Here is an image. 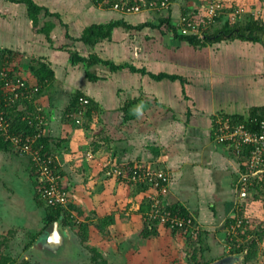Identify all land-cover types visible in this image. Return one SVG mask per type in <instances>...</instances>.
I'll return each mask as SVG.
<instances>
[{
	"label": "crops",
	"instance_id": "1",
	"mask_svg": "<svg viewBox=\"0 0 264 264\" xmlns=\"http://www.w3.org/2000/svg\"><path fill=\"white\" fill-rule=\"evenodd\" d=\"M33 1L42 8L37 26L25 0H0V50L18 55L17 72L33 85L39 82L30 65L35 71H52L46 72L36 106L47 118L43 132L52 140L62 182L86 201L81 212L114 219L102 224L101 230L99 222L89 224L91 246L110 264H177L183 235L147 220L157 192L108 175L109 162L122 168L143 163L170 175L169 193L160 196L165 208H184L206 241L224 248L210 257L235 254L233 250L250 237L248 201L254 193L240 197L242 159L216 141L215 117L221 113L235 121H248L255 110L262 112L264 45L235 37H212L206 44L195 45L178 37L179 29L160 27L164 17H170L177 28L184 16L201 23L207 0H170L167 8L143 6L131 13L116 9L113 0ZM242 4L244 19L248 8ZM114 20L125 24L114 28L111 38L95 46L81 40L90 25ZM74 52L82 57L97 54L122 67L111 70L95 64L90 71L97 79L91 80L84 63H71ZM160 74L166 77L157 78ZM77 95L91 99L92 110L83 125L70 116ZM31 171L29 156L0 149L3 228L31 229L43 212L36 201ZM237 217L244 220V227L235 238L229 227ZM44 219L32 229L41 230ZM150 224L157 232L145 236Z\"/></svg>",
	"mask_w": 264,
	"mask_h": 264
},
{
	"label": "built area",
	"instance_id": "2",
	"mask_svg": "<svg viewBox=\"0 0 264 264\" xmlns=\"http://www.w3.org/2000/svg\"><path fill=\"white\" fill-rule=\"evenodd\" d=\"M143 5L131 4L129 0L122 3H116L114 7L125 13L139 12L143 6L151 9L159 7H169L170 0H142ZM246 13L244 6L237 4L235 0H207L206 15L204 20L199 23L188 16L182 18L179 24V30L183 35L193 34L202 38L205 31L215 25L219 18L225 15L231 22L241 21ZM5 76V74H3ZM6 77V76H5ZM26 86L23 79H17L16 82L6 79L3 87L8 92L4 102L6 105L21 100L22 87ZM38 91V87L34 92ZM27 94V93H25ZM24 94V95H25ZM34 95L26 96L30 101ZM90 104L87 96L83 95L78 98L77 105L70 113L75 118V122L82 124L86 115V107ZM2 99H0V127L8 131L9 120L5 118V111L2 109ZM37 115L38 125L42 130L47 125V118L38 109ZM254 129L250 128L247 123L235 121L232 117L217 114L215 117V139L218 143L231 147L237 156L244 159L242 165L245 169L240 174L239 194L245 199L250 192V188L256 180L260 179L264 182V119L255 117L253 120ZM41 134V133H40ZM21 134L11 135V141L15 145L18 152L22 155L30 157L33 166L36 168L37 174L41 179V187L39 188L45 203L53 207L68 208L70 195L62 182V176L59 170L52 165V156L42 153V150L35 148V138ZM108 175L116 176L121 179L129 180L137 185H145L157 192L152 197L151 207L147 214V220L151 223H159L175 230H185L191 233H200L195 218L183 214L180 211L165 208V204L161 202L160 196L169 193L170 175L165 169L155 168L148 164H135L130 172L126 168L118 167L114 163L109 162ZM244 220L237 217L236 221L229 227L230 233L236 234L242 231ZM198 230V231H197Z\"/></svg>",
	"mask_w": 264,
	"mask_h": 264
},
{
	"label": "trees",
	"instance_id": "3",
	"mask_svg": "<svg viewBox=\"0 0 264 264\" xmlns=\"http://www.w3.org/2000/svg\"><path fill=\"white\" fill-rule=\"evenodd\" d=\"M6 1L20 2L22 0H6ZM124 1L125 0H113V2H116V3H122ZM147 1H151V0H147ZM235 1L237 2V4L244 6L242 3H240L239 0H235ZM25 2L28 6L29 17L33 21V25L37 26L39 24V15L42 11V8L40 6H38L33 0H25ZM129 2L131 4H137V3L142 4V0H130ZM225 17L226 16L223 15L219 18V20L221 18H222L221 20L226 19L225 25H223L220 28H216V29L213 28V31L209 30L210 28L207 29L204 33L205 34L204 38H199L198 36L193 35V34L183 35L182 33L181 34L178 32H175V33L177 34L178 37H180L182 39H186L195 45L206 44L207 42H210L212 37H216L215 40H220L223 38H234L235 37V38H241L243 40H250L253 42H259V43H262L264 45V23L259 22L257 19H255V17H254V19L251 18L247 24L246 23L240 24L238 22L232 23L227 17L226 18ZM191 19H193V18H191ZM122 24L123 25L125 24V22L123 20H114V21H111V22L106 23V24H104V23L92 24L84 30L83 35L81 37V40H83L88 45L95 46L98 42H100L104 39H107V38H111L114 28H116ZM162 25L166 26L167 28H172V29L177 30V31L179 29V27L177 28V26L175 27L172 25L170 17H164L160 23L161 28H162ZM210 31H212V32H210ZM19 60L20 59L18 58V55L14 51L8 50V49L0 50V99H2V104H3L2 109L5 111V118L7 120H9V126H8L7 132H5V130H3L0 127V149L5 150V151L16 149L15 145L12 143V141L10 139L11 135L21 134V133H23L24 136L30 135L32 137L34 135L35 136L39 135L37 138H35V148L37 147L40 150H42V153H45L49 156H52V165L57 168V164H56L55 158L53 156L54 153H53V149H52V140L44 135L42 128H40L38 125V119H37V115L39 114V111H38L37 106H36V102H37L36 96L38 93L41 92V88L44 84L45 78L48 77V74L46 73L48 69L45 68L46 72H43V70H41V69H38L37 71H35V67L30 65V69L32 70L34 75H35V72H37L36 74L38 76V82H39V85H33L27 78L21 76V74L19 72H17L18 67L16 66V61H19ZM79 62L84 63V65L86 67V75L91 80L97 79L94 76V74L90 71V67L95 65V64H103L105 66H108L111 70H117V69H120L122 67V66L114 64L110 60L103 59L102 57L98 56L97 54H90L89 57H82L78 52L72 53L71 54V63L78 64ZM48 71L50 72V74L52 73V71L50 69ZM3 74H5L6 77L3 76ZM161 77H166V75L160 74L157 76V78H161ZM7 78H8V80L14 81V82H16L17 79H23V81H25V83H26V86L22 87V89H21V92H22L21 94H22L23 98L21 100L15 101V103H12L9 105H6V103L4 102V100H5L4 97H6L5 95H8V92L5 91V89L3 87ZM36 87H38V91L34 92V89ZM25 93H27V94H25ZM28 95H34L31 99V101L26 97ZM81 96H83V95H81ZM79 97H80V95H77L75 97L74 106L77 105ZM89 100H90V104L86 107V112H87L86 115L90 114V112L92 110L91 99L89 98ZM23 104L25 105V109H20V106ZM252 116L253 117L248 121H245L243 119H241V121L244 123H247V125L250 128L254 129V125H253L252 120L255 117H257L259 119H264V108L262 109V112H260V113L258 112V110H255ZM71 117H73L72 114H71ZM17 152H18V150H17ZM243 161H244V159H242V162ZM31 163H32V161H31ZM133 167H134V165L129 164L128 168L126 167L127 172H130L133 169ZM244 169H245V167H244V165H242V170H244ZM31 177L33 179V183H34V186L36 187V191H37L36 201H37L38 205H40L46 209V214H45V219H44V227L39 231H32L29 234L30 241H29L27 247L33 245V243L36 240L39 241L41 236H43L46 233L49 226L50 227L54 226L62 220L60 223H62L63 225H66V227H71V225H72L71 222L74 220V218H76V217H74L71 209H69V208H63V207H57V206L53 207V206H49L45 203V200H44V198H43V196L39 190V188L42 185L41 179L39 178L37 171H36V168L33 166V163H32ZM262 185L264 188L263 182H262ZM139 187L142 190H145L146 188L149 189V187H147L145 185H139ZM149 203H148V205H149ZM146 207H147V204H144L143 209ZM172 208H173V210L175 209L174 211H180L181 213L188 215V212L184 208H182L181 206H175V207L173 206ZM113 221H114L113 217L109 216L107 218H104L103 219V227L106 226L107 224H111ZM89 224L88 223L79 224L80 225L79 227L81 229V231H79L80 232L79 234H81L83 236L85 242L88 241L89 226H90ZM150 226L153 228L151 232L149 231ZM150 226H148L146 228L147 235H145V236H149L150 234H155L157 232L156 226H154L152 224H150ZM97 227L100 230L102 229V225L100 227V224L97 225ZM173 230H175V229H173ZM233 236H235V238L237 237V235H233ZM259 239L261 240L262 237ZM2 243H3V241H0V250H1ZM257 245H258V240L256 239V237H253L252 239H250L246 243V246L242 245V246H239L238 248H235L233 250V253H242L246 250L244 261H245V264H247L250 257L258 249ZM88 247L90 249V252L92 253L91 264H110L109 261L103 255V253L97 247H95V246H88ZM0 254H1V251H0ZM191 260H192V264H209V261H205L204 258L200 259L195 255L192 256ZM8 263H10V264H32V261L25 258L21 262L18 263V261L14 257H11L10 255H3L2 254L0 264H8ZM40 263H41L40 261H35V264H40ZM41 264H43V263H41Z\"/></svg>",
	"mask_w": 264,
	"mask_h": 264
},
{
	"label": "rangeland",
	"instance_id": "4",
	"mask_svg": "<svg viewBox=\"0 0 264 264\" xmlns=\"http://www.w3.org/2000/svg\"><path fill=\"white\" fill-rule=\"evenodd\" d=\"M241 3H245V5L248 8V14L246 17L241 21H238V23L243 24V23H248V21L255 17L259 22L264 23V0H239ZM250 13V14H249ZM223 18V17H222ZM221 18V19H222ZM226 18V17H225ZM218 20V22H223L224 20ZM233 23V22H232ZM220 23H217L216 25L219 26ZM215 27V26H214ZM20 109H25V105H21ZM79 125V124H78ZM83 125V124H80ZM17 151V149H14ZM21 155V154H20ZM21 156H27L22 154ZM115 176V175H114ZM123 180V179H122ZM240 181V177H239ZM123 182L128 183V184H135L129 180H123ZM250 188V193H254V197L252 200L248 201L249 205V213H251L252 216H249V222L247 223V226L249 227V232H250V237L245 238L241 242V246L244 245L246 246V243L252 239L253 237H256L258 240V245H257V250L255 253L250 257L248 260L247 264H264V188L262 185V181L260 179L256 180ZM264 183V182H263ZM137 185V184H135ZM139 186V185H138ZM66 187V186H65ZM128 188V187H127ZM67 191L69 192L70 195V201L68 204V208L73 210L74 213L73 215L76 217L74 220L71 222V227H67L70 230V236L74 240L73 242L76 244L73 247H69L71 258L73 261L69 264H91V255L92 253L90 252V249L88 246H91L92 244L89 243V240L85 242L83 236L79 234L81 229H78L79 224L81 223H90L92 225H96L98 222L100 223V226L103 224V219L107 217H101L94 215L93 213H83L80 211V209L84 208L86 206V201L81 198V195L79 193L73 194L72 191H70L69 188H67ZM149 190H152L149 187ZM79 195V196H78ZM249 196V195H248ZM247 196V198H248ZM80 197V198H79ZM147 198V197H146ZM149 199V198H148ZM145 199L146 203H149V200ZM151 199V198H150ZM81 202H80V201ZM74 201V202H73ZM79 201V202H78ZM73 203V204H72ZM24 204V202H23ZM75 205V207L73 206ZM11 206V204H10ZM247 206V204H246ZM43 209V212H41V215L38 219V222H36L35 218V226L32 225L31 229H28L27 227L24 228H3L2 225H0V241H3L1 245V254H0V262L3 255H10L11 257H14L18 263L21 262L23 259H29L32 261V264H35V261H39L35 257V249L33 248L34 245H38L39 241H35L33 245L27 247L30 239H29V234L34 231L36 225H39L40 221L42 220V217L45 216L46 214V209L41 207ZM150 210V209H149ZM149 212V211H148ZM0 215H2V212H0ZM89 215V216H85ZM42 216V217H41ZM111 217V216H110ZM92 219H96L95 221H92ZM3 220L0 219V224L2 223ZM44 222V220H43ZM97 222V223H96ZM197 224V223H196ZM66 226V225H63ZM197 226L200 228V226L197 224ZM8 227V225H7ZM90 227V226H89ZM30 228V227H29ZM80 228V227H79ZM91 228V227H90ZM92 229V228H91ZM198 231V230H197ZM202 230H200V233H191L189 231L185 230H179V232L183 235L181 239L183 240L182 243V251L180 252V256L177 257V260L175 261L177 264H192V256L195 255L198 258H204L205 261H209V264L217 261L223 257L229 256L228 254L225 256H221L220 258L217 257V259H213L210 257L211 254L213 253H218L220 248L219 244H216L214 241H206V238L203 237L204 233H201ZM47 232V231H46ZM231 236L233 235L230 233ZM237 237L240 235V231L236 233ZM241 236V235H240ZM262 239L260 240L259 238ZM42 238V236H41ZM68 238V237H66ZM232 245V244H231ZM76 246L80 247L81 252H76ZM207 246L210 248L207 249ZM226 248H229L230 245L229 243L225 244ZM27 247V248H26ZM224 250L222 247L221 251ZM236 254V253H235ZM237 254H243V258L239 259V262L237 264H245V252L243 253H237ZM214 255V254H213ZM206 257L208 259H206ZM65 260V259H64ZM39 263V262H38ZM42 263V262H41ZM40 263V264H41ZM10 264V263H8ZM47 264V263H43Z\"/></svg>",
	"mask_w": 264,
	"mask_h": 264
},
{
	"label": "water",
	"instance_id": "5",
	"mask_svg": "<svg viewBox=\"0 0 264 264\" xmlns=\"http://www.w3.org/2000/svg\"><path fill=\"white\" fill-rule=\"evenodd\" d=\"M60 222L47 229V232L40 238L39 244L33 246L35 257L42 263L69 264L73 261L71 256H69L71 255L69 247H73L76 244L70 236L69 228L63 226ZM76 248V252H81L80 247L76 246ZM243 256V254H233L210 264H237Z\"/></svg>",
	"mask_w": 264,
	"mask_h": 264
}]
</instances>
